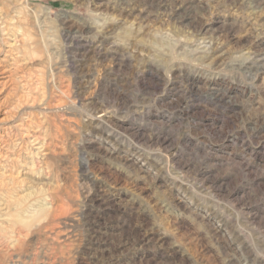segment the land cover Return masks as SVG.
<instances>
[{"label": "rangeland", "instance_id": "1", "mask_svg": "<svg viewBox=\"0 0 264 264\" xmlns=\"http://www.w3.org/2000/svg\"><path fill=\"white\" fill-rule=\"evenodd\" d=\"M0 264H264V0H0Z\"/></svg>", "mask_w": 264, "mask_h": 264}, {"label": "bare ground", "instance_id": "2", "mask_svg": "<svg viewBox=\"0 0 264 264\" xmlns=\"http://www.w3.org/2000/svg\"><path fill=\"white\" fill-rule=\"evenodd\" d=\"M177 10H184V13H185V11L187 10V8H185V7H183L182 5H178L177 6ZM200 24V23H199ZM199 24H196L197 26L199 25ZM201 25H199L198 26V28L200 27ZM24 212V211H23ZM18 217L20 218L21 216L18 214ZM21 219V218H20Z\"/></svg>", "mask_w": 264, "mask_h": 264}]
</instances>
